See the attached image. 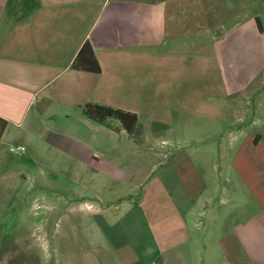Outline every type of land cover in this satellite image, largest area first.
<instances>
[{
  "label": "crops",
  "instance_id": "1",
  "mask_svg": "<svg viewBox=\"0 0 264 264\" xmlns=\"http://www.w3.org/2000/svg\"><path fill=\"white\" fill-rule=\"evenodd\" d=\"M206 1L0 0V142L9 127L37 134L69 148L88 182L101 174L108 184L103 199L92 194L90 231L102 237L111 219L115 238L93 244L81 264H264V28L237 15L213 33L227 37L209 45L215 54L173 47L177 27L185 32ZM86 41L98 75L70 69ZM255 83L256 102L238 95ZM88 103L134 113L133 134L85 118ZM226 120L224 145L156 173L168 154L158 135L217 132ZM143 150L147 165L131 162Z\"/></svg>",
  "mask_w": 264,
  "mask_h": 264
},
{
  "label": "rangeland",
  "instance_id": "2",
  "mask_svg": "<svg viewBox=\"0 0 264 264\" xmlns=\"http://www.w3.org/2000/svg\"><path fill=\"white\" fill-rule=\"evenodd\" d=\"M193 11L185 32L177 27L173 47L197 52L202 49L204 53L215 54L216 47L209 45L225 41L227 37H213V33L221 26L229 29L232 18L237 15L258 17L264 28V0H207L197 13ZM260 42L264 46V35ZM203 44L206 46L201 48ZM255 52L257 63L259 52ZM241 60L248 62L246 56ZM262 74L261 71L256 79L264 78ZM255 86L256 83L240 89L238 95L251 96L250 103L252 99L256 102L259 97L252 95ZM226 121L217 132L184 133L176 129V132L158 135L159 153L164 149L168 154L166 159L162 156L157 159L156 173L160 175L165 169L161 165L178 156L190 153L192 159L195 158L193 151L197 148L224 145L231 131L230 120ZM40 122L44 126L48 121ZM205 126L208 131L215 130L210 125ZM4 136L0 142V264H81V255L94 250L93 244L103 249L105 239L113 241L111 219L108 222L111 227H104L102 237L96 235L97 231H90L91 209L98 203L91 198L92 194L103 199L104 186L108 185L103 175H99L95 184L88 182V168L73 159L69 148L57 146L56 142L48 146L39 141L37 134L22 135L9 127ZM141 136L143 134L135 135L136 138ZM177 146L178 150L169 151ZM148 157L143 150L140 157H134L131 162L147 165ZM79 174L85 176V183L79 180ZM95 223L99 224L97 218Z\"/></svg>",
  "mask_w": 264,
  "mask_h": 264
},
{
  "label": "trees",
  "instance_id": "3",
  "mask_svg": "<svg viewBox=\"0 0 264 264\" xmlns=\"http://www.w3.org/2000/svg\"><path fill=\"white\" fill-rule=\"evenodd\" d=\"M70 69L78 72L98 75L101 73L100 65L96 59L94 50L89 41L83 43L74 57ZM82 115L96 124L109 127L112 119L119 123L127 135H132L138 122V117L131 112L111 108L109 106L88 103L81 108ZM7 122L0 118V139L4 133Z\"/></svg>",
  "mask_w": 264,
  "mask_h": 264
}]
</instances>
